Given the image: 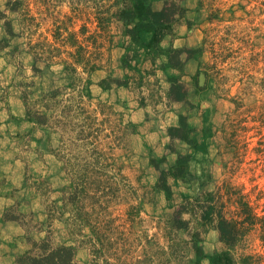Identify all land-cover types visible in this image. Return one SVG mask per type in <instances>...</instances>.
Masks as SVG:
<instances>
[{
    "label": "rangeland",
    "instance_id": "rangeland-1",
    "mask_svg": "<svg viewBox=\"0 0 264 264\" xmlns=\"http://www.w3.org/2000/svg\"><path fill=\"white\" fill-rule=\"evenodd\" d=\"M9 1L18 12L5 13ZM0 14V264L39 255L50 237L45 207L61 206L71 186L48 134L26 119L23 95L39 103L50 88L82 101L77 122L91 116L97 145L116 167L108 168L116 191L101 203L106 217L94 207L99 227L109 225V245H98L105 258L211 264L219 234L194 207L207 192L215 202L222 196L234 218L245 194L261 219L248 247L264 264V0H0ZM43 44L56 56L50 64ZM44 183L49 201L36 191ZM68 217L52 223L51 241L89 264L91 228L72 235Z\"/></svg>",
    "mask_w": 264,
    "mask_h": 264
},
{
    "label": "trees",
    "instance_id": "trees-1",
    "mask_svg": "<svg viewBox=\"0 0 264 264\" xmlns=\"http://www.w3.org/2000/svg\"><path fill=\"white\" fill-rule=\"evenodd\" d=\"M13 3L11 1L7 3L6 14L11 11L18 12L17 6L15 7ZM2 17L0 14V18ZM21 24L30 26L26 21ZM12 29V23L7 20L6 33L9 37L13 36ZM28 47L29 53L31 52L30 49L33 50L31 53L38 60L40 55L34 51V49H37V45L32 46L29 43ZM40 49L43 54L48 53L45 58L43 57L48 62L47 64L52 63L53 58L56 57L53 55V50H48L44 44ZM32 70L37 72L34 65ZM60 94L59 90L50 88L47 93L40 94L39 103H36V100L30 102V97L27 94L23 95L27 107L26 119L40 129H44L45 133L48 134H46L47 142L50 144L48 150L64 162L66 171L71 176L72 181L71 186L63 194L60 202L61 206L55 201H50L45 207V223H49L50 237L39 247V255L30 252L26 256L18 258L17 264H78L74 260L73 248L65 245L55 246L51 241L50 228L52 223L65 213H69V217L65 221L66 225L75 227V229H69L70 234L79 236L83 233L84 226L91 228L93 237H86L87 244H90L91 261L89 264H122L105 258L102 255L104 253L102 249H98V245L102 247L109 245V236L107 235V226L109 225L106 221L102 229L103 225L100 228L97 217L94 218L95 206L100 207L103 211L100 215L106 217V211L101 203L103 200L108 203L109 198L116 191L113 188V177L108 172V168L115 169L116 167L114 164L108 163L111 158L106 157L97 145L95 136L97 131L94 129L93 122L88 124L89 121L91 122V116L86 117V124L77 122V110L82 113L86 112L85 107L82 106L84 105L82 101L75 103L69 99H59ZM31 103L36 104L35 110L30 108ZM40 105L42 108L39 107ZM84 127H87V129ZM68 129L70 134H68ZM52 134H57L59 137V144L55 148L51 145ZM66 134L70 135V138H66ZM71 134L74 136H71ZM79 143H82V145H78ZM80 151H83L82 156L87 157L84 164H80L77 160V157L81 155H79ZM71 153H77L78 155L73 157L74 155ZM180 164L182 163L179 162ZM36 191L49 201L51 193L49 184L44 183L41 186H36ZM203 195H205L206 204L196 202L200 199L197 198L193 200L196 202L194 207L199 211V218L203 222L214 224L213 227L218 232L219 241L222 245V248L211 257V264H258L261 259L250 252L248 237L258 227L256 223L261 219L258 216L253 218L252 208L245 199V194H241L238 200L239 212L237 218L225 212V203L220 202L222 196H220V200L215 202V196L211 193L203 192L201 196ZM186 204L184 211H187L188 206H192V202L189 200ZM86 208L89 210H86ZM175 227L179 228L178 226ZM261 228L264 230V226ZM194 237L193 248L199 258L201 256V246L198 244L200 238L197 235ZM172 256L176 257V254H172ZM179 257L182 258V255L179 254Z\"/></svg>",
    "mask_w": 264,
    "mask_h": 264
},
{
    "label": "crops",
    "instance_id": "crops-1",
    "mask_svg": "<svg viewBox=\"0 0 264 264\" xmlns=\"http://www.w3.org/2000/svg\"><path fill=\"white\" fill-rule=\"evenodd\" d=\"M17 112H18L19 115L24 114V110H23L22 107H18V106H17Z\"/></svg>",
    "mask_w": 264,
    "mask_h": 264
}]
</instances>
